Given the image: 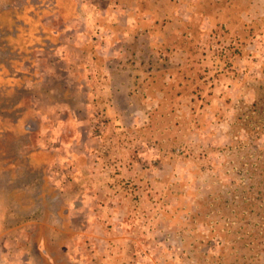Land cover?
<instances>
[{
    "label": "rangeland",
    "instance_id": "1",
    "mask_svg": "<svg viewBox=\"0 0 264 264\" xmlns=\"http://www.w3.org/2000/svg\"><path fill=\"white\" fill-rule=\"evenodd\" d=\"M264 0H0V264H264Z\"/></svg>",
    "mask_w": 264,
    "mask_h": 264
},
{
    "label": "trees",
    "instance_id": "2",
    "mask_svg": "<svg viewBox=\"0 0 264 264\" xmlns=\"http://www.w3.org/2000/svg\"><path fill=\"white\" fill-rule=\"evenodd\" d=\"M256 115H264V92L262 91L257 100L253 103L252 111ZM261 132L264 130V126L260 127Z\"/></svg>",
    "mask_w": 264,
    "mask_h": 264
}]
</instances>
